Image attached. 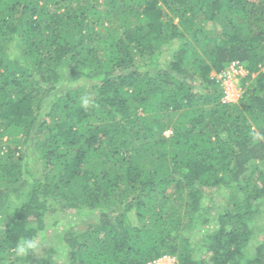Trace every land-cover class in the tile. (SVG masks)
<instances>
[{"label":"trees","instance_id":"obj_1","mask_svg":"<svg viewBox=\"0 0 264 264\" xmlns=\"http://www.w3.org/2000/svg\"><path fill=\"white\" fill-rule=\"evenodd\" d=\"M262 201L264 0H0V264H264Z\"/></svg>","mask_w":264,"mask_h":264},{"label":"rangeland","instance_id":"obj_2","mask_svg":"<svg viewBox=\"0 0 264 264\" xmlns=\"http://www.w3.org/2000/svg\"><path fill=\"white\" fill-rule=\"evenodd\" d=\"M216 72L211 71L210 77H217ZM241 83V79L239 80ZM242 86V84H240ZM243 88V86H242ZM244 91V88L242 89ZM170 133V128H166L164 131L165 135ZM222 197V196H221ZM218 198L220 196L215 194L214 202L218 203ZM263 205H264V201ZM213 213L216 212V208L212 210ZM95 213L92 216L80 215L74 209L64 210L63 212L53 213L48 216L46 229L43 231L42 238H36L39 247L34 251L35 256H44L47 253V248H52L53 262L62 264V258L65 253V245L63 238L60 236L63 235V229L73 228V229H83L89 222H92L94 219ZM214 222V220H213ZM215 223V222H214ZM264 226V211L261 212V215L253 222L254 237L250 240V246L253 248L259 240L264 239V229L261 230V227ZM213 224L206 226L207 230L212 229ZM57 249V251H56ZM174 258L169 256H163L158 258L152 264H174Z\"/></svg>","mask_w":264,"mask_h":264},{"label":"built area","instance_id":"obj_3","mask_svg":"<svg viewBox=\"0 0 264 264\" xmlns=\"http://www.w3.org/2000/svg\"><path fill=\"white\" fill-rule=\"evenodd\" d=\"M247 74L244 65L238 60H231L228 66L217 74L216 80L222 88L221 102L233 103L237 102L243 93L240 85V79ZM148 262L147 264H152Z\"/></svg>","mask_w":264,"mask_h":264},{"label":"clouds","instance_id":"obj_4","mask_svg":"<svg viewBox=\"0 0 264 264\" xmlns=\"http://www.w3.org/2000/svg\"><path fill=\"white\" fill-rule=\"evenodd\" d=\"M39 235L42 237L43 233ZM38 247L39 245L35 237H22L17 241L15 251L17 256L23 257L29 251H35Z\"/></svg>","mask_w":264,"mask_h":264}]
</instances>
